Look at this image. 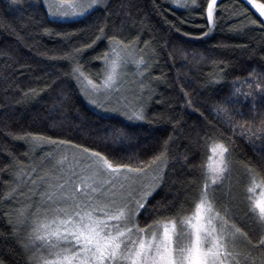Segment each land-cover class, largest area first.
<instances>
[{"label":"trees","instance_id":"1","mask_svg":"<svg viewBox=\"0 0 264 264\" xmlns=\"http://www.w3.org/2000/svg\"><path fill=\"white\" fill-rule=\"evenodd\" d=\"M218 2L215 27L205 36L203 33L209 28L204 13L207 0H197L201 7L190 9L176 8L172 0H109V11L98 9L71 20L49 17L41 0H22L19 6L12 5L11 0H0V53H5L0 55V169L17 160L25 165H40L47 153L57 151L54 146L44 145L42 150L38 148L33 153L29 145L14 140L9 132L31 131L72 140L123 158L124 162H129V156L149 159L172 136L165 179L149 198L150 206L158 208L174 202L173 212L181 205L189 208L202 181L198 166L209 154L211 141L206 134L225 141L231 135L213 109L222 106L229 113L243 112L244 116H236L234 123L253 120L252 98L236 95L233 82L251 81L250 73L257 77L264 75V28L249 24V19L259 18L258 13L244 0ZM29 3L37 6L29 7ZM245 8L248 9L247 18L238 15L244 13ZM121 21H124L123 31H118ZM105 23L108 35L115 34L126 42L140 36L139 47L144 49L150 70L138 79L134 69H125L120 92L117 91L115 97L123 96L132 103L146 101L150 121H129L120 111L95 107L66 75L70 71L69 62L59 57L72 47L91 43ZM45 28L52 34L45 33ZM64 33L72 34L71 39ZM145 40L149 41L147 47L143 43ZM105 51L107 41H99L80 59L84 71L93 79H97L96 74L103 67L102 60L95 57L102 56ZM213 61H225L227 65H220L225 67V72L216 77L218 83L209 82L212 73L219 72ZM141 84L145 85L143 92ZM235 87L255 94L248 84L237 83ZM29 89L36 91L34 99ZM26 92L28 96L24 95ZM229 98L239 102L226 103ZM122 103L110 101L108 106L119 108ZM256 111L264 112L259 97L256 98ZM255 122H259L258 117ZM117 128L130 135L123 144L112 143L110 139L112 130ZM221 133L225 136L221 137ZM233 139L232 172L217 189L218 204L230 208L234 222L256 237L260 235L259 228L245 216L246 208L242 203L248 183L244 164L250 163L259 170L264 168V159L259 149H254L249 142L239 137ZM8 152L14 154L15 160ZM10 173L11 168L0 172V193L9 190ZM193 181L195 183H191ZM230 186L231 195L228 194ZM19 199L25 202L23 197ZM19 206L0 199V261L3 264H26V256L12 235L16 219L14 209ZM140 219L143 223L144 216ZM10 220L13 223H9Z\"/></svg>","mask_w":264,"mask_h":264},{"label":"snow or ice","instance_id":"2","mask_svg":"<svg viewBox=\"0 0 264 264\" xmlns=\"http://www.w3.org/2000/svg\"><path fill=\"white\" fill-rule=\"evenodd\" d=\"M41 2L49 17L65 20L84 17L98 9L109 11V0ZM21 3L22 0H11L14 6ZM244 3L259 17L249 19V24L264 28V19H260L264 18V0H244ZM172 4L180 9L201 7L197 0H172ZM28 6L37 5L29 3ZM219 7L218 0H207L204 13L209 28L203 35L213 31ZM247 13L245 8L244 13L238 15L247 18ZM123 24L124 21H121L118 31H123ZM107 28L105 23L99 27L91 43L72 47L59 57L69 62L70 71L66 75L75 81L79 91L95 107L103 111H120L129 121H150L146 101L132 103L123 98L121 107L108 106L113 92L119 91L124 70L130 64L135 66L140 77L149 72L151 65L145 59L144 49L139 47V35L126 42L115 34L108 35ZM44 31L52 34L47 28ZM63 35L69 39L72 36L69 33ZM103 40L107 41V51L95 57L102 60L103 67L96 74L97 79H93L84 71L80 59L87 49ZM143 43L147 47L149 41ZM7 55L11 59V55ZM213 63L219 72L212 73L209 82L218 83L216 77L224 74L227 65L225 61ZM221 64L225 67H220ZM249 75L251 81L237 80L233 82V87L236 95L252 98L253 120L234 123L236 116H244L243 112L229 113L222 106L213 109L228 126L231 135L225 141L206 134L211 143L206 161L198 166L202 181L190 207L186 209L181 205L175 212L172 211L174 202L157 208L150 206L149 200L165 179L172 136L149 159L129 156V162H124L123 158L72 140L31 131L9 132L14 140L29 145L33 153L38 148L42 150L44 145L54 146L57 151L64 149L58 158L52 152L47 153L40 165H25L17 160L0 169L3 172L11 168L9 190L0 193V199L20 205L14 209L15 222L10 220L9 223H13L12 235L26 256V264H264V168L258 170L250 163L244 164L248 183L242 203L246 208L245 216L250 217L259 228V236L253 237L238 226L231 209L219 205L217 197V189L223 186L232 172L234 137L249 142L254 149L258 148L261 159H264V112L256 111L257 97L264 106V75ZM237 83L241 86L248 84L255 94L253 91L242 92L241 88L235 87ZM144 87L141 84V92ZM29 92L34 99L36 91L29 89ZM28 94L24 93L25 96ZM237 102L231 98L226 101ZM187 103L191 106L192 102L188 100ZM257 117L258 123L255 122ZM215 127L212 125V128ZM224 136L221 133V137ZM110 139L112 143L123 144L130 139V135L117 128L112 130ZM8 156L15 160L12 152H8ZM184 159L187 161V157ZM228 194L231 195V186ZM20 197L24 198V203H21ZM141 216H144L143 223ZM0 264L3 262L0 261Z\"/></svg>","mask_w":264,"mask_h":264},{"label":"rangeland","instance_id":"3","mask_svg":"<svg viewBox=\"0 0 264 264\" xmlns=\"http://www.w3.org/2000/svg\"><path fill=\"white\" fill-rule=\"evenodd\" d=\"M77 18H80V17H77ZM77 18H75V19H77ZM54 19H59V20H65V19H60V18H54ZM67 20H71V19H67ZM130 68V70H133L134 69V75L135 76H138L137 74H136V68H135V66L134 65H129L128 66V68L127 69H129ZM129 75V74H128ZM138 79H140V76H138L137 77ZM123 82V76H122V78H121V80H120V83H119V86L121 85V83ZM118 86V87H119ZM117 92V91H116ZM116 92H113V94H112V97H111V101L112 102H117L118 100L119 101H121V102H123V96H121L120 98L119 97H115L116 96ZM120 92V91H119ZM122 92V91H121ZM100 99L102 100L103 99V97H100ZM63 152V150L62 151H53L52 153H53V155L54 156H56L57 158L59 157V155L61 154ZM45 154H46V152H45ZM44 154V155H45ZM37 156H40V153L37 155ZM36 156V157H37ZM42 174V173H41Z\"/></svg>","mask_w":264,"mask_h":264}]
</instances>
